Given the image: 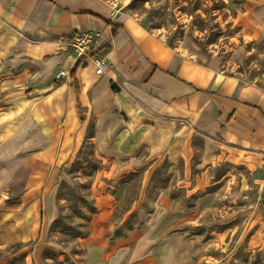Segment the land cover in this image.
Listing matches in <instances>:
<instances>
[{"label": "crops", "instance_id": "0c3cea01", "mask_svg": "<svg viewBox=\"0 0 264 264\" xmlns=\"http://www.w3.org/2000/svg\"><path fill=\"white\" fill-rule=\"evenodd\" d=\"M80 29L99 33L100 76L90 61L69 76L75 54L66 38ZM60 69L66 77L57 79ZM90 120L96 151L126 171L162 156L190 160L195 131L204 136L202 165L236 159L264 170V88L164 43L110 0H0V248L34 239L47 183ZM112 197L94 199L84 239L90 264H185L183 237L132 231L110 239ZM16 255L0 264L31 257Z\"/></svg>", "mask_w": 264, "mask_h": 264}, {"label": "rangeland", "instance_id": "374dc122", "mask_svg": "<svg viewBox=\"0 0 264 264\" xmlns=\"http://www.w3.org/2000/svg\"><path fill=\"white\" fill-rule=\"evenodd\" d=\"M110 1L171 47L190 49L226 75L264 88V0ZM92 128L90 120L81 145L48 181L42 215L31 222L34 239L1 247L0 260L14 252L16 261H24L30 252L26 264L92 263L84 239L92 228L95 196L106 193L113 195L110 239L132 231L172 234L177 242L185 240V264H264L262 168L236 159L202 165L204 136L195 131L190 160L162 156L126 171L96 151ZM176 136L185 140L183 133Z\"/></svg>", "mask_w": 264, "mask_h": 264}, {"label": "built area", "instance_id": "2783aa9c", "mask_svg": "<svg viewBox=\"0 0 264 264\" xmlns=\"http://www.w3.org/2000/svg\"><path fill=\"white\" fill-rule=\"evenodd\" d=\"M98 37L99 33L96 31L80 29L67 36L66 42L74 50L75 61L77 59L90 61L94 67V74L100 76L105 72L107 62L105 57L94 55V48ZM55 77L62 79L66 77V72L60 69L56 72Z\"/></svg>", "mask_w": 264, "mask_h": 264}, {"label": "trees", "instance_id": "16d2710c", "mask_svg": "<svg viewBox=\"0 0 264 264\" xmlns=\"http://www.w3.org/2000/svg\"><path fill=\"white\" fill-rule=\"evenodd\" d=\"M109 25L111 26L112 28V31H115L117 29V25L115 24H112V23H109ZM76 31L72 32V33H75ZM86 64V61L82 60V59H77L75 62H74V66L73 68L69 71V76L70 77H74L75 75V71L76 69L79 67V66H82ZM112 88L115 89V86L112 85ZM80 119H81V116H80Z\"/></svg>", "mask_w": 264, "mask_h": 264}]
</instances>
